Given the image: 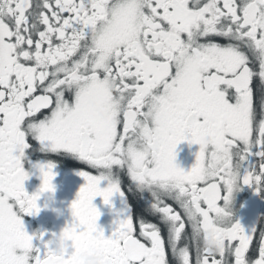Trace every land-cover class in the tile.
<instances>
[{"label": "snow or ice", "instance_id": "1", "mask_svg": "<svg viewBox=\"0 0 264 264\" xmlns=\"http://www.w3.org/2000/svg\"><path fill=\"white\" fill-rule=\"evenodd\" d=\"M184 141L200 145L188 171ZM36 151L89 169L63 254L25 228L55 191L51 160L25 188ZM122 174L151 210L106 236L93 201L123 198ZM235 185L264 191V0H0V264H264Z\"/></svg>", "mask_w": 264, "mask_h": 264}, {"label": "flooded vegetation", "instance_id": "2", "mask_svg": "<svg viewBox=\"0 0 264 264\" xmlns=\"http://www.w3.org/2000/svg\"><path fill=\"white\" fill-rule=\"evenodd\" d=\"M254 89L259 87L258 79L254 81ZM200 145L189 144L188 141L182 142L177 147V164L190 170L196 163V154L199 152ZM54 161L56 173L53 180L55 185L54 194L45 192L38 200L41 211L36 215H25V228L30 235L45 233V241L52 238V234H59L73 219L70 205L76 199L79 189L86 183L84 178L79 175L80 170H89L86 166L76 162L75 159L68 156H48L39 151L31 152L26 157L25 169L33 173L29 180L25 182V188L29 194L39 191L42 185V177L38 169L33 165ZM122 198L117 193L112 198V204L105 205L103 197H96L93 203L100 209L102 215L98 221L99 227L103 228L105 235H111L115 228L117 213H127L131 206L134 216L147 215L151 210L153 202L152 192L148 189L140 190L133 186L129 191L131 184L126 174L121 175ZM108 182L102 181L101 187H107ZM234 204L232 208L233 219L239 221L245 228L261 220L258 225V232L264 229V191L257 194L254 186L240 185L239 190L233 193ZM120 218H123L121 216ZM154 220V218H152ZM34 245L44 250L43 244L39 239H34ZM254 247L257 245L254 242Z\"/></svg>", "mask_w": 264, "mask_h": 264}, {"label": "clouds", "instance_id": "3", "mask_svg": "<svg viewBox=\"0 0 264 264\" xmlns=\"http://www.w3.org/2000/svg\"><path fill=\"white\" fill-rule=\"evenodd\" d=\"M42 183H43V181H42ZM238 190H239V186L235 185L234 186V192L238 191ZM52 193L54 194V192H52ZM114 196H115V194H113V197ZM233 204H234V196L232 198V203L229 205V209L231 212H232ZM101 215H102V213H101ZM50 244L52 246V250L54 252H56L57 254H63V252L65 250H67L68 248L71 247V242L66 237H64V235H63V229L61 230V232L59 234L53 233ZM213 250H215V249H213ZM88 259L90 261H95L96 259H98V257L89 256Z\"/></svg>", "mask_w": 264, "mask_h": 264}]
</instances>
